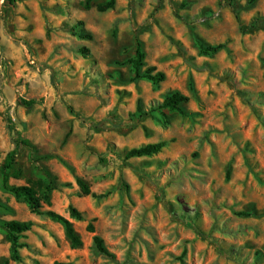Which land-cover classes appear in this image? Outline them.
<instances>
[{
  "label": "rangeland",
  "instance_id": "374dc122",
  "mask_svg": "<svg viewBox=\"0 0 264 264\" xmlns=\"http://www.w3.org/2000/svg\"><path fill=\"white\" fill-rule=\"evenodd\" d=\"M109 1L0 0V221L32 223L17 261L0 227V264H264V0H115L101 11ZM137 39L143 70L166 74L159 85L135 78ZM198 39L224 47L204 55ZM175 91L189 97L186 114L161 113ZM18 139L33 147H18L10 183L54 182L41 213L2 184ZM159 141L158 154L127 157ZM77 178L106 195L84 194ZM47 210L71 219L82 246Z\"/></svg>",
  "mask_w": 264,
  "mask_h": 264
},
{
  "label": "trees",
  "instance_id": "16d2710c",
  "mask_svg": "<svg viewBox=\"0 0 264 264\" xmlns=\"http://www.w3.org/2000/svg\"><path fill=\"white\" fill-rule=\"evenodd\" d=\"M254 1V0H253ZM92 0H86L85 6L86 8L91 7ZM115 0H110L105 4H100L98 7L101 11H105L111 7H113ZM241 23V19L237 16ZM256 20L251 26L244 28L245 31L250 28H255L257 24ZM83 37H90V36H83ZM198 46L200 51L204 55H211L219 51L221 48L224 47L223 44L218 45H211L205 44L202 40H197ZM83 53H87L88 50L86 48L82 49ZM145 58L146 53L143 48V43L140 39L136 40V48H135V55L133 58L128 60V63L132 64L133 72L135 74V78H146L150 80L154 85H159L166 79V74L163 71H158L155 66L148 67L147 69L143 70L145 66ZM193 66H195L193 64ZM197 67V66H196ZM189 97L179 91H175L172 94H169L165 97L162 104L158 107L159 110H162L163 113L164 109L170 111H176L181 114H186L184 109V104L188 102ZM22 102L27 107H32L36 100L34 99H22ZM151 109L150 111H153ZM138 111L142 112V107L138 108ZM155 111V110H154ZM21 145L27 147H33L28 140H20L16 141V148L7 154V157L1 167V175H2V184L5 189L13 193L17 198H23L30 207V210L34 213H41L42 208V201L49 202V193L54 187L53 180H38L33 182L31 185H12L10 183L11 177H19L21 175L20 170L16 168V155L18 151V147ZM166 145L165 141H159L154 143H148L139 147L132 148L128 153L127 157H142V156H152L158 154L162 151L164 146ZM77 183L80 186L82 192L86 195H92L94 197H103L106 194H97L93 192L90 185L87 184L83 179L77 178ZM48 215L52 220L59 222L63 225L65 230V235L69 239L72 247H80L83 244V240L81 235L77 232L74 227L73 222L70 218L59 214L54 210H47L44 212ZM70 216L81 220L83 218L82 212L79 211L76 207H70ZM32 223L31 222H21L17 220H10V221H0V227L3 228L6 232L7 239L11 243V256L10 259L17 261L20 259V248L21 243L19 241V234L31 229ZM87 231L90 233H95V226L93 222H90L87 225ZM93 241L95 247L98 252L107 255L109 257H114V254L109 251L108 247L106 246L104 239L95 234L93 237ZM54 264H68L63 261H56Z\"/></svg>",
  "mask_w": 264,
  "mask_h": 264
}]
</instances>
